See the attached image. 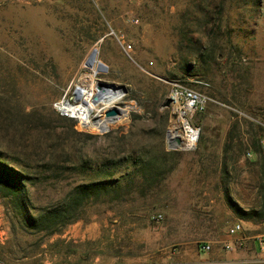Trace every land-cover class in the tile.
Segmentation results:
<instances>
[{
    "label": "rangeland",
    "instance_id": "1",
    "mask_svg": "<svg viewBox=\"0 0 264 264\" xmlns=\"http://www.w3.org/2000/svg\"><path fill=\"white\" fill-rule=\"evenodd\" d=\"M174 80L212 99L188 119L193 149L168 143L181 123L165 105ZM98 81L122 89L120 115L86 127L60 110ZM263 141L264 0H0V167L21 192H0V264H184L203 243L226 252L234 221L264 232L242 217L264 204ZM106 171L116 181L68 224L34 228ZM245 242L226 264H264Z\"/></svg>",
    "mask_w": 264,
    "mask_h": 264
},
{
    "label": "trees",
    "instance_id": "2",
    "mask_svg": "<svg viewBox=\"0 0 264 264\" xmlns=\"http://www.w3.org/2000/svg\"><path fill=\"white\" fill-rule=\"evenodd\" d=\"M12 172L3 170V168L0 167V192H2L4 195H12L17 201L20 200L19 198L21 192L17 183L18 177L15 175V172H13L14 175ZM104 174V176H106L105 178L108 179L78 185L69 194L66 203H62L61 205L53 208L45 209L43 212L34 216V228L50 234L58 231L61 227L68 224L70 220L76 217L77 209H79L85 200H88L95 193H98L103 189L106 190L105 188L108 183L116 181L111 178L112 175L110 171H106ZM242 217L247 220L252 219L263 222L264 204L261 206L259 205L258 208L252 209L249 212H243Z\"/></svg>",
    "mask_w": 264,
    "mask_h": 264
},
{
    "label": "built area",
    "instance_id": "3",
    "mask_svg": "<svg viewBox=\"0 0 264 264\" xmlns=\"http://www.w3.org/2000/svg\"><path fill=\"white\" fill-rule=\"evenodd\" d=\"M127 22L130 24H136L138 23V19L135 18L133 15H127L125 17ZM115 34V33H114ZM116 41L119 46L123 49V51L129 56V53L132 51V43L125 42V35L124 33L115 34ZM172 88L169 93V98L171 99V105L177 107V111L182 114V116L185 119L186 124H188V127L190 125L191 128L196 130V143L199 139V130L197 128H194L189 123V118L192 117L195 113H201L203 112L208 103L212 100L208 95L202 93L201 91L186 86L182 83H180L177 80L172 81ZM177 112V113H178ZM180 139V137H178ZM180 139V143H181ZM174 144H177V142H172ZM263 147H264V141H263ZM178 145V144H177ZM196 145V144H195ZM180 147V146H179ZM195 146H193L194 148ZM182 148V147H180ZM243 233V224L239 221H234L229 227H228V234L229 239L224 242L223 248L226 251H231L234 248H241L244 245V238L241 236ZM254 246L258 253L264 252V232L259 233L257 236L254 237ZM199 250L203 253H208L211 250V245L209 243H203L199 246Z\"/></svg>",
    "mask_w": 264,
    "mask_h": 264
},
{
    "label": "bare ground",
    "instance_id": "4",
    "mask_svg": "<svg viewBox=\"0 0 264 264\" xmlns=\"http://www.w3.org/2000/svg\"><path fill=\"white\" fill-rule=\"evenodd\" d=\"M95 88V94L90 95L89 93L76 103L63 101L60 110L65 115L78 119L83 126H105L106 123L116 118L123 111V109L115 107V103L122 98V89L116 85L109 86L106 90H98L97 86H95ZM94 96H97V99H94ZM97 105H100L98 112L92 114V109ZM111 108H116L118 113L114 116H106V110ZM174 109L177 110L175 105ZM103 110H105L104 113L100 114ZM178 120L181 123L174 124L172 134L170 136L168 135V138L172 142H175L177 141V138L180 137L182 141L181 143H177L180 147L183 149H193V146L196 144V130L191 128L190 125L188 127V124H186L184 117L180 113Z\"/></svg>",
    "mask_w": 264,
    "mask_h": 264
},
{
    "label": "crops",
    "instance_id": "5",
    "mask_svg": "<svg viewBox=\"0 0 264 264\" xmlns=\"http://www.w3.org/2000/svg\"><path fill=\"white\" fill-rule=\"evenodd\" d=\"M239 221V220H238ZM243 224V230H244V223L245 221L240 220ZM248 223V222H247ZM256 226V225H255ZM244 232V231H243ZM261 233V232H260ZM259 233H256L254 235H247L245 233H242L241 236L244 238V242L252 241V244L254 245V237L257 236ZM229 239V238H228ZM227 239V240H228ZM226 240V241H227ZM245 242V243H246ZM235 249V248H234ZM233 249V250H234ZM226 251V250H225ZM238 255L233 252L230 253V251L221 252L219 249H213L212 251L208 253H201L198 257L194 259V261L187 263L186 261L184 264H226V262L232 261V258L237 257Z\"/></svg>",
    "mask_w": 264,
    "mask_h": 264
},
{
    "label": "water",
    "instance_id": "6",
    "mask_svg": "<svg viewBox=\"0 0 264 264\" xmlns=\"http://www.w3.org/2000/svg\"><path fill=\"white\" fill-rule=\"evenodd\" d=\"M103 38H104V36L101 37L100 40H103ZM93 56H94V53L91 55V57H89L88 61H93L94 60V57ZM98 65H99L100 69H103L104 68V65L100 61L98 62ZM109 86H115V84H112V83L110 84V83H107V82H104V81H98L97 82V89L98 90H106ZM94 99H97V96H94ZM170 103H171V99L169 97L166 98L165 105H170ZM117 113H118V110L116 108L108 109L105 112L106 116H114ZM169 140H168V143H169V146L171 148H180L179 145L174 144V143H172L171 140L170 141ZM176 142L177 143H180V139L177 138V141Z\"/></svg>",
    "mask_w": 264,
    "mask_h": 264
}]
</instances>
